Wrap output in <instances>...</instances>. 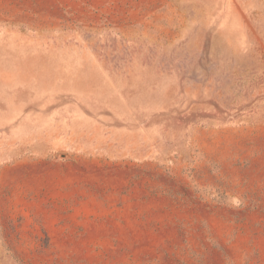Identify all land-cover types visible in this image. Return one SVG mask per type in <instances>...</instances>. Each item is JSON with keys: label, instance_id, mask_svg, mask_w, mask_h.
Here are the masks:
<instances>
[{"label": "rangeland", "instance_id": "obj_1", "mask_svg": "<svg viewBox=\"0 0 264 264\" xmlns=\"http://www.w3.org/2000/svg\"><path fill=\"white\" fill-rule=\"evenodd\" d=\"M0 264H264V0H0Z\"/></svg>", "mask_w": 264, "mask_h": 264}]
</instances>
